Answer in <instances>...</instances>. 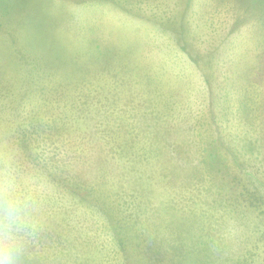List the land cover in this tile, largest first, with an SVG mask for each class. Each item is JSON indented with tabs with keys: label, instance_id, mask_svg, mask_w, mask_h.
I'll list each match as a JSON object with an SVG mask.
<instances>
[{
	"label": "rangeland",
	"instance_id": "1",
	"mask_svg": "<svg viewBox=\"0 0 264 264\" xmlns=\"http://www.w3.org/2000/svg\"><path fill=\"white\" fill-rule=\"evenodd\" d=\"M6 2L0 158L34 186L42 230L84 245L83 264H264V0ZM99 107L108 120H76ZM91 116L138 134L136 154L152 143L138 162L149 200L172 198L186 219H98L112 202L93 187ZM113 170L101 191L117 192Z\"/></svg>",
	"mask_w": 264,
	"mask_h": 264
},
{
	"label": "trees",
	"instance_id": "2",
	"mask_svg": "<svg viewBox=\"0 0 264 264\" xmlns=\"http://www.w3.org/2000/svg\"><path fill=\"white\" fill-rule=\"evenodd\" d=\"M7 8L8 4L6 0L0 1V13H3V15L8 14ZM10 35L13 37L15 34ZM0 39H3L1 35ZM92 113L98 114L102 119L104 117L106 118V111L99 107L90 113L86 114L85 112V115L83 112L77 111L76 120L88 123L87 115H91ZM96 118L91 116L89 120V122H92L90 129L98 133V136L103 141L104 150H101L103 153L96 155V160L92 163L94 168L93 187L98 192V199L103 198L105 200V197H109L112 202L97 204L96 207L99 211L98 219L109 221L111 225H113V221H183V219H186V214H182L184 210H181V207L177 210L174 205H172V198L168 197L166 199H161L155 207L149 200L153 181L148 174L147 176H143L140 173L141 170L139 169L138 162L140 160L149 162L148 155L157 151L151 147L152 143L148 141L142 142L143 144L146 142L147 149L144 152L146 154L148 153V155L138 152L136 154L133 151L134 146L136 143L141 142L137 140L138 134H135L134 137L125 133V130H122L120 126L118 127L113 124L107 125L108 128L102 127V119ZM106 120H108V117ZM35 123L36 122H33L31 124L34 126ZM24 139L26 140V145L22 147L25 150H29L31 138L28 134H25ZM176 156H178V160H180L178 153ZM177 167H180V163L177 164ZM113 169H115L120 181L118 190L116 193L103 192L101 188L108 184L104 183L106 176L108 174L115 175V172H111L114 171ZM162 175L164 176L162 178L163 185L166 186L170 181H174L172 177H169L170 175L165 173H162ZM180 179L179 186H182L183 178L181 177ZM77 187L78 184L76 183L74 188ZM71 188L73 189L72 186ZM80 194L81 195H78V197L81 202H86V205H90V202L93 204V201H87L85 196H83L82 193ZM159 211H161V215ZM163 215H165V217H161ZM42 231L39 233L36 242L29 246L27 255L31 257L29 261L31 264H66L65 259L71 260L72 264H83L84 260L89 261V255L82 253L87 250L84 249V245L82 248L75 247V249H77L75 251L73 250L74 245H72L71 241L67 240V238L62 240L58 234V239L57 237L55 239L54 235ZM48 243H52L54 246H52V248L51 245L47 247ZM116 246L120 248L117 242ZM43 247H47L45 252L43 251L42 254L36 252L38 248ZM76 254H78V258H80V256L82 257L81 261H75ZM72 256H74L75 259H70Z\"/></svg>",
	"mask_w": 264,
	"mask_h": 264
},
{
	"label": "clouds",
	"instance_id": "3",
	"mask_svg": "<svg viewBox=\"0 0 264 264\" xmlns=\"http://www.w3.org/2000/svg\"><path fill=\"white\" fill-rule=\"evenodd\" d=\"M43 229L38 194L9 158H0V264H25Z\"/></svg>",
	"mask_w": 264,
	"mask_h": 264
}]
</instances>
